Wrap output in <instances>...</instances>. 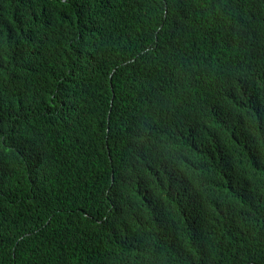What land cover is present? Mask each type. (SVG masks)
Wrapping results in <instances>:
<instances>
[{
    "label": "trees",
    "instance_id": "1",
    "mask_svg": "<svg viewBox=\"0 0 264 264\" xmlns=\"http://www.w3.org/2000/svg\"><path fill=\"white\" fill-rule=\"evenodd\" d=\"M235 1L0 0V264H264V2ZM153 96L179 119L133 157L115 107Z\"/></svg>",
    "mask_w": 264,
    "mask_h": 264
},
{
    "label": "clouds",
    "instance_id": "2",
    "mask_svg": "<svg viewBox=\"0 0 264 264\" xmlns=\"http://www.w3.org/2000/svg\"><path fill=\"white\" fill-rule=\"evenodd\" d=\"M63 3H69L70 0H62ZM78 3H82V0H74ZM235 1V0H234ZM264 2V0H243L241 3L235 1L236 3V9L238 7H240L242 4L244 3H251L253 5H257V4H260ZM233 11H235V9L233 7H230L226 13V15L232 13ZM237 12L235 11L234 14H236ZM225 19H230L231 21H234L236 19H238V17H235L234 18H230V17H226L225 16ZM260 37H264V34H261ZM256 42V41H255ZM145 44H148L149 47H150V44L147 42ZM148 47V48H149ZM201 51L203 52V55L204 54H208V45H199ZM147 49V48H146ZM251 50V44L248 45L247 47L245 48H242L241 51H240V54L242 56V58L244 59V61L246 62L247 60V57H248V54ZM182 53H185V55L194 63V61L197 59L198 57V54H199V51L198 49L193 45L191 46L190 48H187V47H183V51L181 52L179 50V47L175 50V55L176 57L178 58V56ZM208 72L213 76L215 77L214 78V82H216V84L221 81V77H222V74H223V70H220L218 67H213L211 68L210 70H208ZM190 78L186 79V81L188 82ZM213 88H214V85L212 84L211 80H209L208 82H206L205 84L203 85H200L198 91L201 92V93H210L211 95V99L214 97L213 95ZM161 90H163V88H161ZM165 91L169 92V93H176V90H173V89H167L165 88L164 89ZM124 92V95L125 97H128L131 95V92L132 90H128V89H124L123 90ZM114 93V91H112V94ZM163 95V94H162ZM148 99L150 101V96H148ZM151 99L156 100V98L153 96L151 97ZM159 99L161 100L160 103L158 104L157 102V108L156 109H152L150 110V105L148 106H145V107H141L139 109H136L134 107H132V109L128 112H123L121 113L118 109H116L115 107V114H116V117H115V120H120L121 123L124 125V127L127 128L128 130V151H129V154L133 157H135L136 155L131 153L130 152V143H131V139H130V136L132 133H137L139 135H144L148 130H151L152 128H154L156 126V124L166 116V112H168V114L172 117V120L175 119H179L178 118V113L176 111L172 112L171 110L170 111H167V107L163 104L162 102V99H161V96L159 97ZM113 100L111 98V101H110V110H109V114L108 116H110L111 114V111L113 110ZM214 106V109L213 111L215 112H218V114L222 115V114H226L225 113V110L227 108H229V106L227 105H224V104H213ZM129 115V116H127ZM245 141V139H244ZM155 140L153 139H146L145 142H144V146L139 150V153H142V152H146L148 151L154 144ZM202 144V142H200L198 145ZM58 210L60 212H62L59 208ZM59 211H54V214H59Z\"/></svg>",
    "mask_w": 264,
    "mask_h": 264
}]
</instances>
